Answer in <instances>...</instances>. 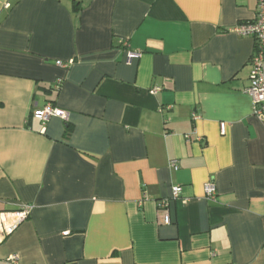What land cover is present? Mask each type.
Instances as JSON below:
<instances>
[{
  "label": "crops",
  "instance_id": "0c3cea01",
  "mask_svg": "<svg viewBox=\"0 0 264 264\" xmlns=\"http://www.w3.org/2000/svg\"><path fill=\"white\" fill-rule=\"evenodd\" d=\"M257 10L0 0V214L32 207L0 236V264H264L254 38L235 31ZM47 104L68 119L44 125L33 112Z\"/></svg>",
  "mask_w": 264,
  "mask_h": 264
},
{
  "label": "built area",
  "instance_id": "2783aa9c",
  "mask_svg": "<svg viewBox=\"0 0 264 264\" xmlns=\"http://www.w3.org/2000/svg\"><path fill=\"white\" fill-rule=\"evenodd\" d=\"M235 31L242 35L252 36L254 38V55L252 57V70L250 74V84L246 89V92L252 97L253 101V114L264 119V0H258V10L255 18L251 21L241 23L235 27ZM128 62L134 59H139L142 56V51L128 50ZM72 61L63 62L57 61V64L61 67L68 68ZM60 86V84H58ZM34 116L39 117L44 125L52 118L58 117L64 120L68 119L67 111L58 108L52 104H47L44 107L36 108L33 112ZM225 130V124H222V131ZM171 167L175 170L179 169L178 162L176 160L171 161ZM182 187L175 186L172 189V196L179 198L181 196ZM205 192L208 199H213L217 194L216 186L209 182L205 186ZM160 207L163 213V222L171 223V218L167 211L164 209L167 207V203L160 202ZM32 207L28 204L22 205L18 210L8 212L10 220L3 221L4 215L0 214V236L1 240L7 235L17 230L20 225L25 222L30 214ZM11 261L16 262L18 260L17 255L10 257Z\"/></svg>",
  "mask_w": 264,
  "mask_h": 264
}]
</instances>
